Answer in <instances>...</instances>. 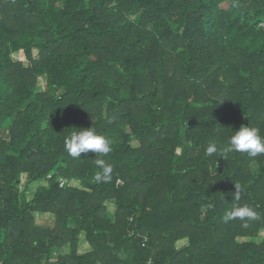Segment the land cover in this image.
Wrapping results in <instances>:
<instances>
[{"label": "trees", "instance_id": "16d2710c", "mask_svg": "<svg viewBox=\"0 0 264 264\" xmlns=\"http://www.w3.org/2000/svg\"><path fill=\"white\" fill-rule=\"evenodd\" d=\"M241 126L264 137V0H0V264H264ZM92 127L112 151L70 156ZM245 204L261 219L223 223Z\"/></svg>", "mask_w": 264, "mask_h": 264}, {"label": "clouds", "instance_id": "9594fccd", "mask_svg": "<svg viewBox=\"0 0 264 264\" xmlns=\"http://www.w3.org/2000/svg\"><path fill=\"white\" fill-rule=\"evenodd\" d=\"M112 123V120L108 121ZM112 141L107 137L97 134L94 127L80 129L71 133L65 140V148L68 154L74 158H80L81 154L89 152L95 154L107 155L112 151ZM226 152L247 153L250 157H255L258 154H264V137H261L259 128L250 126H241L238 131L229 139V146L225 149ZM218 153L216 144H211L206 149V155L212 156ZM96 166L100 169L93 179L96 182L108 183L112 179L113 167L104 159H96ZM236 192L234 198L239 201L243 191L239 184L235 185ZM212 207V205H209ZM261 219V215L251 206L245 204L236 206L226 211L222 217V221L228 224L232 221H241L243 228H248L251 221Z\"/></svg>", "mask_w": 264, "mask_h": 264}, {"label": "rangeland", "instance_id": "374dc122", "mask_svg": "<svg viewBox=\"0 0 264 264\" xmlns=\"http://www.w3.org/2000/svg\"><path fill=\"white\" fill-rule=\"evenodd\" d=\"M13 59L15 61L19 60L20 57H19V54H14L13 55ZM46 89V77H41L38 81V91L39 92H43L45 91ZM137 144L134 143V146H136ZM68 186H72V187H77V188H81L80 186V183L79 181L77 182H72V183H68ZM49 185V178H47L46 180L42 181L41 183H39L38 185H35L32 189V191L28 194V198L29 200H31L34 196V193L38 190L39 187H46ZM24 188V183L22 184V189ZM109 210L112 212L114 210V207L112 205L109 206ZM55 220H54V217L52 215H47V214H41V215H38L37 216V220H36V224L40 227H43V228H51L54 226V223ZM262 237H264V233H262L261 235ZM81 240H84V237L81 238ZM185 243V242H183ZM182 243V244H183ZM181 244V245H182Z\"/></svg>", "mask_w": 264, "mask_h": 264}, {"label": "crops", "instance_id": "0c3cea01", "mask_svg": "<svg viewBox=\"0 0 264 264\" xmlns=\"http://www.w3.org/2000/svg\"><path fill=\"white\" fill-rule=\"evenodd\" d=\"M90 250H91V247L88 244V242H86L85 238H84V240H81V242H80V248H79V254L80 255L87 254L88 252H90Z\"/></svg>", "mask_w": 264, "mask_h": 264}, {"label": "built area", "instance_id": "2783aa9c", "mask_svg": "<svg viewBox=\"0 0 264 264\" xmlns=\"http://www.w3.org/2000/svg\"><path fill=\"white\" fill-rule=\"evenodd\" d=\"M118 184L121 185V181H119ZM67 185H68V184H67V181H65V180H61V186H62V187H63V186H67ZM148 264H153V262L150 261V262H148Z\"/></svg>", "mask_w": 264, "mask_h": 264}]
</instances>
